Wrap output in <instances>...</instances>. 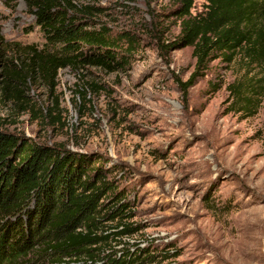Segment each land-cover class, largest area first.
<instances>
[{"label": "rangeland", "instance_id": "obj_1", "mask_svg": "<svg viewBox=\"0 0 264 264\" xmlns=\"http://www.w3.org/2000/svg\"><path fill=\"white\" fill-rule=\"evenodd\" d=\"M73 4L114 38L133 40L129 66L61 69L54 85L36 73L4 90L5 74L26 69L28 48L45 40L25 0H0V130L103 155L131 205L129 217L105 223V233L123 224L139 229L106 251L177 254L153 264H264V95L254 116L229 112L227 86L241 65L215 60L184 106L177 79L187 81L196 60L191 47H162L180 33L171 0ZM203 4L197 0L193 13Z\"/></svg>", "mask_w": 264, "mask_h": 264}, {"label": "trees", "instance_id": "obj_2", "mask_svg": "<svg viewBox=\"0 0 264 264\" xmlns=\"http://www.w3.org/2000/svg\"><path fill=\"white\" fill-rule=\"evenodd\" d=\"M74 0H25L44 36L42 48H28L26 69L5 74L4 90L25 85L40 74L52 85L61 69L96 67L109 73L125 70L136 44L114 38L97 27L88 8ZM181 21L177 39L162 47L193 48L195 68L185 82L177 79L184 106L189 90L220 60L241 65V75L228 86L231 109L254 116L264 95V0H171ZM128 42L123 48L122 41ZM23 73V74H21ZM216 86V84H213ZM103 155L49 146L0 130V264H153L177 254L125 248L106 251L117 236L139 229L123 224L106 234L105 223L130 216L124 191L109 179Z\"/></svg>", "mask_w": 264, "mask_h": 264}]
</instances>
